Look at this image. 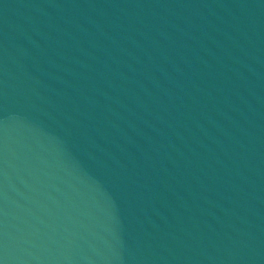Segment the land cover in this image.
Returning <instances> with one entry per match:
<instances>
[{"label": "water", "instance_id": "obj_1", "mask_svg": "<svg viewBox=\"0 0 264 264\" xmlns=\"http://www.w3.org/2000/svg\"><path fill=\"white\" fill-rule=\"evenodd\" d=\"M0 264H264V0H0Z\"/></svg>", "mask_w": 264, "mask_h": 264}]
</instances>
